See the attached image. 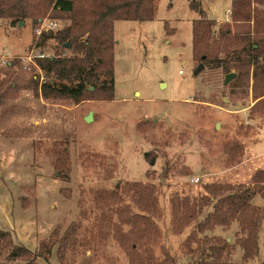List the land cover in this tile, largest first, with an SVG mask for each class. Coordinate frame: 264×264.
<instances>
[{"label": "rangeland", "instance_id": "rangeland-1", "mask_svg": "<svg viewBox=\"0 0 264 264\" xmlns=\"http://www.w3.org/2000/svg\"><path fill=\"white\" fill-rule=\"evenodd\" d=\"M191 1L199 2L208 18L229 19L231 0H157L153 19L114 22L112 99L45 103L49 122L45 117L33 125L68 132L60 144L68 151V177L61 178L53 168L51 138L34 145L31 139L0 133V230L9 231L14 243L34 251L54 228L62 234L72 223L77 226L79 243L63 262L54 245L47 259L37 258L38 264H130L112 225L119 210L136 209L133 194L124 188L132 181L149 187L158 205L152 215L155 234L136 240L141 256L150 253L158 261L170 254L175 259L171 264H190L198 257V253L189 255L184 246L186 234L196 224L176 231L170 198L175 193L200 197L206 194L205 183L224 182L253 192L251 202L260 214L257 246L244 260L240 241L246 234L237 221L207 233L230 242L225 259L264 264V181L253 179L264 170V108L253 107L264 96H253L251 75L244 84L231 80L225 84V70L205 62L195 73L200 61L193 59L191 24L200 15ZM57 22L60 28L66 24L63 19ZM18 24L0 19V64L8 55L56 51L57 40L51 38L29 52L35 25L30 19ZM89 112L92 120L85 121ZM232 143L242 147L236 157L226 151ZM147 151L155 152L153 165L145 160ZM193 176L199 178L197 183L189 181ZM115 189L120 201L95 199L98 191ZM211 206L203 203L198 220ZM5 256L0 248V264H23Z\"/></svg>", "mask_w": 264, "mask_h": 264}, {"label": "trees", "instance_id": "trees-1", "mask_svg": "<svg viewBox=\"0 0 264 264\" xmlns=\"http://www.w3.org/2000/svg\"><path fill=\"white\" fill-rule=\"evenodd\" d=\"M156 3L157 0H0V19L7 20L12 26L30 19L36 27L38 21L47 15L50 19L66 22L62 28L35 35L28 51L38 49L46 39L57 40L56 51L52 55L36 58L37 66L29 64L24 67L22 56L10 57L8 54L5 63L0 64L2 136L31 139L34 145L41 144L40 140L45 137L51 138L49 150L54 156L53 168L61 178L68 177V151L61 147L63 140H67L68 132L58 131L56 127L51 131L40 124L34 126L33 121L46 117L49 122L50 114L45 110V103H75L88 97L112 99L114 22L117 19L151 20L155 16ZM190 6L200 15L191 24L193 59H198L204 67L205 63L214 68L221 67L225 74L235 70L231 82L236 84H244L251 75L253 96H264V0H231L229 19L222 22L208 18L199 2L191 1ZM67 43L70 45L67 46ZM256 106L264 108V97L253 107ZM60 111L57 117L62 116ZM226 151L236 157L242 153V147L232 143ZM150 154L153 155L149 157ZM144 157L148 164H154L155 152L147 151ZM253 179L263 182L264 170H259ZM124 188L133 194L137 210L128 207L119 210L118 220L112 226L116 239L128 254L130 264L173 263L175 259L170 254L156 261L152 254L141 256L137 251L136 240L144 234L150 236L156 232L152 215L157 214L158 205L153 192L143 182H127ZM204 190L206 194L200 197L175 193L170 198L173 228L182 231L189 223L196 224L184 240L189 255L199 254L190 264H242L225 259L229 241L207 232L216 226L226 227L237 221L240 230L246 234L240 241L242 256L244 260L249 259L256 249L259 232L257 218L260 214L251 202L253 192L236 190L235 186L224 182L205 183ZM262 193L264 195V191ZM95 199L107 203L118 202L121 198L115 189L111 193L98 191ZM205 202L212 205L211 209L198 220ZM124 226L127 227L125 230ZM213 240L217 244H212ZM78 243L74 223L62 234L57 227L54 228L34 251L14 243L9 231L0 230V248L5 250V257L12 261L22 260L23 264H38V257L47 259L54 245H57L58 259L63 262Z\"/></svg>", "mask_w": 264, "mask_h": 264}, {"label": "built area", "instance_id": "built-area-1", "mask_svg": "<svg viewBox=\"0 0 264 264\" xmlns=\"http://www.w3.org/2000/svg\"><path fill=\"white\" fill-rule=\"evenodd\" d=\"M60 28L57 20H53L50 18H43L40 19L34 29V33L36 36H39L43 31L46 30H56ZM32 51V50H31ZM29 51V52H31ZM49 55H44L42 52H37V53H27L26 56H22V62L24 64V67L29 65V64H35V59L36 58H43ZM5 61H3L2 64H4ZM40 71V70H39ZM178 73H183L182 70H178ZM191 183H197L199 181V178L197 176H193L189 180Z\"/></svg>", "mask_w": 264, "mask_h": 264}, {"label": "water", "instance_id": "water-1", "mask_svg": "<svg viewBox=\"0 0 264 264\" xmlns=\"http://www.w3.org/2000/svg\"><path fill=\"white\" fill-rule=\"evenodd\" d=\"M23 24V21H19V24ZM70 44L67 43V46H69ZM204 68V64L202 62H199L198 63V66L196 67L195 69V73L197 74L199 71H201L202 69ZM235 77V74L233 72H229L227 74H225V77H224V83H228L231 79H233ZM90 90L93 89V87H89ZM85 121H90L92 120V112H89L86 116H85Z\"/></svg>", "mask_w": 264, "mask_h": 264}, {"label": "crops", "instance_id": "crops-1", "mask_svg": "<svg viewBox=\"0 0 264 264\" xmlns=\"http://www.w3.org/2000/svg\"><path fill=\"white\" fill-rule=\"evenodd\" d=\"M180 74H182V73H180Z\"/></svg>", "mask_w": 264, "mask_h": 264}]
</instances>
